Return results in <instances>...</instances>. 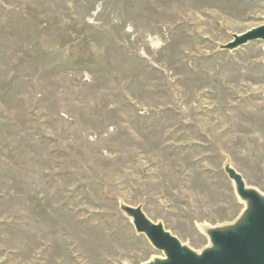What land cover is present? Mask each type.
Segmentation results:
<instances>
[{
  "label": "rangeland",
  "instance_id": "374dc122",
  "mask_svg": "<svg viewBox=\"0 0 264 264\" xmlns=\"http://www.w3.org/2000/svg\"><path fill=\"white\" fill-rule=\"evenodd\" d=\"M264 0H0V264L164 256L121 205L200 252L264 194Z\"/></svg>",
  "mask_w": 264,
  "mask_h": 264
},
{
  "label": "water",
  "instance_id": "95a60500",
  "mask_svg": "<svg viewBox=\"0 0 264 264\" xmlns=\"http://www.w3.org/2000/svg\"><path fill=\"white\" fill-rule=\"evenodd\" d=\"M254 41L264 43V25L233 34L232 40L220 45V49L232 51ZM225 172L245 208L234 223L206 229L209 245L200 252L183 244L162 223L152 221L141 207L121 205L136 231L164 253L143 264H264V194L247 186L231 165L225 167Z\"/></svg>",
  "mask_w": 264,
  "mask_h": 264
},
{
  "label": "bare ground",
  "instance_id": "6f19581e",
  "mask_svg": "<svg viewBox=\"0 0 264 264\" xmlns=\"http://www.w3.org/2000/svg\"><path fill=\"white\" fill-rule=\"evenodd\" d=\"M162 257V256H161Z\"/></svg>",
  "mask_w": 264,
  "mask_h": 264
}]
</instances>
